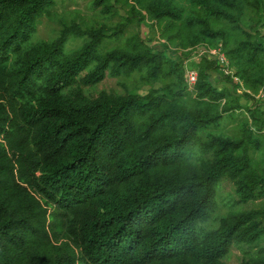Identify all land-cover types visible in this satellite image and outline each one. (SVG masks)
Instances as JSON below:
<instances>
[{"label":"trees","instance_id":"trees-1","mask_svg":"<svg viewBox=\"0 0 264 264\" xmlns=\"http://www.w3.org/2000/svg\"><path fill=\"white\" fill-rule=\"evenodd\" d=\"M55 4L0 0V264H229L234 245L255 250L241 264H264V208L201 225L226 178L238 204L264 196L260 141L248 124L221 129L243 109L225 68L254 92L264 85V0H94L108 22L63 20L33 39ZM121 9L131 19L110 24ZM144 19L171 45L222 39L228 65L193 60L191 91L183 59L167 67L168 43L142 36ZM212 71L233 87H216ZM138 73L174 78L147 93L98 89Z\"/></svg>","mask_w":264,"mask_h":264},{"label":"rangeland","instance_id":"rangeland-1","mask_svg":"<svg viewBox=\"0 0 264 264\" xmlns=\"http://www.w3.org/2000/svg\"><path fill=\"white\" fill-rule=\"evenodd\" d=\"M93 1L94 0H56V4L52 9L54 15H45L41 18L40 22L37 23L36 31L33 33V39L48 40L55 37L56 35H58L60 29L63 26V20H67V22H70L75 19L77 23H82L83 21H85L86 24L88 23L89 25H98L96 20H99L101 22H108V20L103 19V17L100 15L101 13L99 12V10L94 7ZM121 14L125 17L122 18V16L117 15L109 23L115 24L120 20L126 21V18H128L129 20L131 19L130 14L125 12V10L123 9H121ZM247 16L251 18L254 23L258 22V16L250 9L247 11ZM136 20H138V18H132L131 21ZM139 28L141 30L142 36L147 40H151L150 43L154 47L162 49L163 43L167 42L166 39H164L160 35L158 26L154 25L152 20L144 19L143 21H141ZM261 31L264 32V27H261ZM118 43L119 42L117 40H110L107 43V48L113 47ZM203 43L210 42L203 41L193 46H189L188 48ZM218 43H223L222 39H219L216 44ZM79 44H81V40L75 39L68 44V47L74 48ZM188 48H183L181 46L171 45L170 43H168V48L165 50L167 56V67L173 65L174 62L176 63L183 59L184 67H186L187 69L195 68L192 65V56L194 57V52H187L186 49ZM198 58L199 59L197 60H201L200 57ZM212 58L214 59L215 57L212 56L211 59ZM224 72L225 75H231L233 80L239 84L238 88L235 91L236 96H238V98H241L243 109L237 111L233 117L225 118L223 120L224 123L221 129L226 132L237 133L245 129V125L248 124L249 130H252L255 134L253 138H257L260 141L261 145L260 152L257 155L255 154V156L264 158V85L258 90V92H254L247 87V84L244 83L241 78L235 75L236 69L234 66L230 65ZM224 74H218L217 71H212L210 73V79L219 89L223 88L224 86L232 88V83H227L226 79H224ZM173 78L174 75L166 79L161 78V80L157 81H146L141 79V74L139 73L135 74L130 79L124 77L107 76L106 79L99 84L98 89L126 92L128 87L129 92L131 93H147L153 88L165 86L166 84L170 83ZM123 83L126 84L125 87ZM190 90L193 91V89ZM246 93L250 96H246ZM255 117L257 119H255ZM259 128H261L260 131L258 130ZM238 199L239 197L235 192V186L233 182L227 178L224 179L218 187V206L216 208V211L207 221L203 222L201 225L210 228L216 224L215 219L217 217L224 215L231 210H252L264 208V196L257 197L245 204H238ZM260 245L264 246V240ZM246 250L255 252L254 248H250L247 245H234L231 252L225 257V261L229 264H241Z\"/></svg>","mask_w":264,"mask_h":264},{"label":"built area","instance_id":"built-area-1","mask_svg":"<svg viewBox=\"0 0 264 264\" xmlns=\"http://www.w3.org/2000/svg\"><path fill=\"white\" fill-rule=\"evenodd\" d=\"M191 49V50H190ZM187 52H194L193 60L202 59L204 56L215 57L219 63L228 65V56L224 50L223 43L212 45L210 43L198 44L197 46L186 49ZM203 56V57H202ZM228 68V67H226ZM225 68V70H226ZM186 81L190 89H193L199 78L197 68H186Z\"/></svg>","mask_w":264,"mask_h":264}]
</instances>
